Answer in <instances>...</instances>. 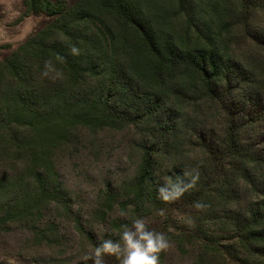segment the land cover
Masks as SVG:
<instances>
[{
  "label": "trees",
  "instance_id": "trees-1",
  "mask_svg": "<svg viewBox=\"0 0 264 264\" xmlns=\"http://www.w3.org/2000/svg\"><path fill=\"white\" fill-rule=\"evenodd\" d=\"M27 6L29 14L53 20L0 62V237L21 226L38 246L61 245L47 219L52 211L72 213L57 153L79 131L135 128L145 137L136 173L106 187L96 216L117 231L136 216L162 212L171 219L177 212L194 225L167 235L182 254L197 248L193 264L230 256L238 264H264V0H28ZM187 105H211L222 119L220 130L185 136L190 150L179 133L195 118ZM193 174L198 182L180 199L158 198L164 177L187 182ZM196 202L206 207L197 210ZM115 209L127 215L110 220ZM215 225L233 235V245H222L221 233L201 231ZM77 229L98 242L80 215Z\"/></svg>",
  "mask_w": 264,
  "mask_h": 264
},
{
  "label": "rangeland",
  "instance_id": "rangeland-1",
  "mask_svg": "<svg viewBox=\"0 0 264 264\" xmlns=\"http://www.w3.org/2000/svg\"><path fill=\"white\" fill-rule=\"evenodd\" d=\"M28 0H0V62L11 55L30 36L43 29L53 18L44 13H28ZM56 2L57 0H50ZM72 4L74 0H66ZM264 25V17L262 18ZM261 20V21H262ZM186 109L195 111L193 122L179 133L185 150L193 146L185 136L195 137L202 130H220L222 119L211 105H187ZM217 132V131H216ZM218 133V132H217ZM189 136V138H190ZM145 139L143 133L135 128L123 131H103L92 135L79 131L69 145L56 155V170L60 181L68 193L72 204L71 212L52 211L47 215L56 233H60L61 245H36L32 241L31 229L14 226L8 235L0 237V260L12 264H76L83 262L81 257L91 254L94 245L81 235L77 229V219L82 218L85 233H93L102 239L106 233H117L111 225L96 216L106 187L117 188L133 178L140 162L139 144ZM121 217L118 209L111 218ZM124 217V216H122ZM150 228L167 233L186 231L194 224L184 214L174 212L171 219L161 213L144 218ZM166 227H170L165 230ZM220 225L207 226L204 233H221L222 245H233L230 232ZM235 246L233 247V249ZM187 254L177 249L176 243L165 252L164 264H193L197 248H188ZM235 255V252L232 254ZM234 256L219 260L220 264H238Z\"/></svg>",
  "mask_w": 264,
  "mask_h": 264
},
{
  "label": "clouds",
  "instance_id": "clouds-1",
  "mask_svg": "<svg viewBox=\"0 0 264 264\" xmlns=\"http://www.w3.org/2000/svg\"><path fill=\"white\" fill-rule=\"evenodd\" d=\"M72 51L75 53L77 50L73 48ZM48 66L46 62L45 67ZM47 74L45 71L44 75ZM198 180V174H193L187 182L178 177L166 176L157 187V196L165 203L177 201L185 192L194 188ZM193 207L203 210L206 205L196 202ZM120 214L127 215L123 211ZM171 246L172 241L165 231L150 228L143 218L136 216L130 223L120 226L116 239L98 240L91 254H85L81 259L84 264H88L89 261L91 264H108L109 258H113L116 264H161V254L168 251Z\"/></svg>",
  "mask_w": 264,
  "mask_h": 264
}]
</instances>
